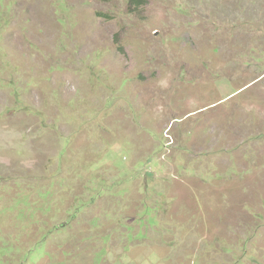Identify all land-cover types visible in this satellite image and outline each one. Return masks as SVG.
Segmentation results:
<instances>
[{
  "label": "rangeland",
  "instance_id": "obj_1",
  "mask_svg": "<svg viewBox=\"0 0 264 264\" xmlns=\"http://www.w3.org/2000/svg\"><path fill=\"white\" fill-rule=\"evenodd\" d=\"M0 264H264V0H0Z\"/></svg>",
  "mask_w": 264,
  "mask_h": 264
},
{
  "label": "trees",
  "instance_id": "obj_2",
  "mask_svg": "<svg viewBox=\"0 0 264 264\" xmlns=\"http://www.w3.org/2000/svg\"><path fill=\"white\" fill-rule=\"evenodd\" d=\"M141 2H142V0H133V3H134L137 7H140V6H141Z\"/></svg>",
  "mask_w": 264,
  "mask_h": 264
}]
</instances>
